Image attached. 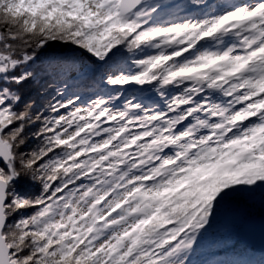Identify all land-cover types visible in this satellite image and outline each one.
I'll return each instance as SVG.
<instances>
[{"label": "snow or ice", "instance_id": "obj_1", "mask_svg": "<svg viewBox=\"0 0 264 264\" xmlns=\"http://www.w3.org/2000/svg\"><path fill=\"white\" fill-rule=\"evenodd\" d=\"M257 195L264 0H0V264H192Z\"/></svg>", "mask_w": 264, "mask_h": 264}, {"label": "trees", "instance_id": "obj_2", "mask_svg": "<svg viewBox=\"0 0 264 264\" xmlns=\"http://www.w3.org/2000/svg\"><path fill=\"white\" fill-rule=\"evenodd\" d=\"M47 55L77 57L81 55V52L73 45L55 43L48 48ZM85 57H87V54H85ZM61 80H66L69 85L68 91L64 93V99L73 96V93H78L82 97L80 104H84L88 100V97L95 92L94 86L84 87L81 83V79H67L66 77L57 79V84L55 86L58 87L61 92L64 91V84L60 82ZM128 94L130 95L131 93ZM53 95H55V92L52 90H48L47 94L42 91L38 103L46 106L47 102L52 99ZM33 98H36L35 95H33ZM45 114L47 115L48 113L45 112ZM251 205L255 206L260 211L263 210L261 208L259 195H257L252 201H249V204L246 207ZM260 216H264V211L260 214ZM250 217L252 218L254 216ZM238 231L239 226H236V231L231 232L230 236L235 237V240H233L232 237L220 235L218 238L211 240V242H206L201 246H198L195 254L191 257V261H196L198 264H216L215 261L224 259L226 256L225 254H228L231 258L233 257V261L245 259L248 260V262H251V264H260V261L264 260V254H258L254 248L244 244L238 234ZM219 263L224 264L222 260L219 261Z\"/></svg>", "mask_w": 264, "mask_h": 264}, {"label": "rangeland", "instance_id": "obj_3", "mask_svg": "<svg viewBox=\"0 0 264 264\" xmlns=\"http://www.w3.org/2000/svg\"><path fill=\"white\" fill-rule=\"evenodd\" d=\"M176 2L183 5L186 3V0H176ZM211 2L213 4L224 3L225 0H211ZM232 2L239 3L241 2V0H232ZM188 14H199V10L196 8H191ZM263 211L264 209L260 211L255 206H252V205L249 207L244 206L240 209H229L228 211L220 215V217L217 219V222L214 224L213 228L210 229L209 232L201 239L199 246H201L202 244L206 242H211V240L218 238V236L220 235L229 236V237H232L233 240H235V237L230 236L231 232L236 231V226H239V229L242 226L239 223L233 224V218L239 217L243 220L244 223H246V221L251 218L250 216L262 217L260 216V214H262ZM225 255L226 256L224 257V259H219V261L222 260L224 264H232L233 257L231 258L228 254H225ZM239 260H243V259H239ZM219 261H215V263L220 264ZM243 261H248V260L244 259ZM196 263L198 264V262L196 261L192 262V264H196Z\"/></svg>", "mask_w": 264, "mask_h": 264}, {"label": "water", "instance_id": "obj_4", "mask_svg": "<svg viewBox=\"0 0 264 264\" xmlns=\"http://www.w3.org/2000/svg\"><path fill=\"white\" fill-rule=\"evenodd\" d=\"M238 233L244 244L254 248L257 253H264V216L250 218Z\"/></svg>", "mask_w": 264, "mask_h": 264}]
</instances>
